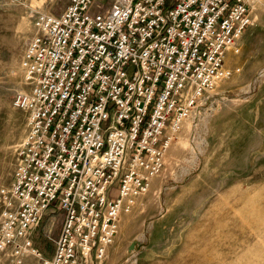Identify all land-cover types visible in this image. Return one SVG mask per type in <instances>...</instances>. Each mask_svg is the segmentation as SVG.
Masks as SVG:
<instances>
[{"label":"built area","instance_id":"1","mask_svg":"<svg viewBox=\"0 0 264 264\" xmlns=\"http://www.w3.org/2000/svg\"><path fill=\"white\" fill-rule=\"evenodd\" d=\"M70 0L40 13L21 61L27 114L14 178L0 188V254L13 264H98L173 140L255 24L253 0ZM61 212L54 253L35 235Z\"/></svg>","mask_w":264,"mask_h":264},{"label":"rangeland","instance_id":"2","mask_svg":"<svg viewBox=\"0 0 264 264\" xmlns=\"http://www.w3.org/2000/svg\"><path fill=\"white\" fill-rule=\"evenodd\" d=\"M70 0H0V188L14 178L27 114L14 105L25 87L22 57L40 13L58 15ZM109 0H94L92 11ZM255 24L226 64L241 72L208 92L166 153L98 264H264V0H253ZM108 7V6H107ZM263 71L260 75L259 72ZM62 226L51 212L36 232L46 257ZM0 264H13L0 254ZM25 264H31L26 261Z\"/></svg>","mask_w":264,"mask_h":264},{"label":"bare ground","instance_id":"3","mask_svg":"<svg viewBox=\"0 0 264 264\" xmlns=\"http://www.w3.org/2000/svg\"><path fill=\"white\" fill-rule=\"evenodd\" d=\"M260 75L263 74V71L259 72ZM145 248V242L141 240L135 241L131 246L130 250L134 251V255L131 258V263L136 264V255L137 253L141 252Z\"/></svg>","mask_w":264,"mask_h":264}]
</instances>
